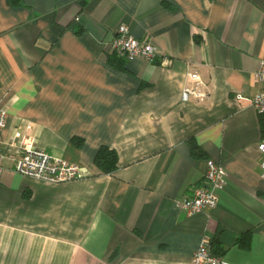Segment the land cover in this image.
Listing matches in <instances>:
<instances>
[{
  "label": "crops",
  "instance_id": "0c3cea01",
  "mask_svg": "<svg viewBox=\"0 0 264 264\" xmlns=\"http://www.w3.org/2000/svg\"><path fill=\"white\" fill-rule=\"evenodd\" d=\"M121 25L151 38V62L106 63ZM263 59L264 0H0V145L21 133L87 174L49 184L3 161L0 264H189L204 236L227 264H264V128L248 103ZM192 69L201 103L181 101ZM102 147L112 173L94 164ZM208 160L226 185L186 217L175 203Z\"/></svg>",
  "mask_w": 264,
  "mask_h": 264
},
{
  "label": "built area",
  "instance_id": "2783aa9c",
  "mask_svg": "<svg viewBox=\"0 0 264 264\" xmlns=\"http://www.w3.org/2000/svg\"><path fill=\"white\" fill-rule=\"evenodd\" d=\"M111 53H115L124 61L143 58L151 62L156 56V48L150 37L135 39L126 26L117 29V36L109 44ZM187 85L181 91V101L204 102L209 94L207 84L196 70L186 73ZM256 80L263 87L260 92L248 99V103L261 118L264 128V59L256 73ZM5 111L0 110V134L5 124ZM1 144V143H0ZM258 152L263 155L259 168L264 179V137L257 146ZM13 163L15 174L32 178L49 184H61L84 178L87 174L78 164L69 163L62 158L55 157L36 147L32 137L17 133L13 140L3 147L0 145V178L4 171L3 161ZM226 185V175L220 162L207 161L202 185L195 188L191 197H186L175 203V207L186 217L213 210L218 203V193ZM189 264H227L223 258L213 252L212 242L204 236L192 255Z\"/></svg>",
  "mask_w": 264,
  "mask_h": 264
},
{
  "label": "trees",
  "instance_id": "16d2710c",
  "mask_svg": "<svg viewBox=\"0 0 264 264\" xmlns=\"http://www.w3.org/2000/svg\"><path fill=\"white\" fill-rule=\"evenodd\" d=\"M8 1L12 5L15 6L20 5V0H8ZM81 3L83 2L80 1V4ZM123 60L124 59H122L115 53H109L106 55V63L117 70H124ZM75 146L78 147L79 145L75 144ZM190 151H191V156L193 158H201L203 156L201 150L197 147L195 143L190 144ZM117 163L118 161H117L116 153L113 150L106 147L100 148L94 159L95 166L98 169H100V171H102L103 173H112L113 171H115V169L117 168ZM247 242H248V236L245 235L239 239L237 244L240 245L241 247H245ZM212 248L214 253H218L213 247V245Z\"/></svg>",
  "mask_w": 264,
  "mask_h": 264
}]
</instances>
